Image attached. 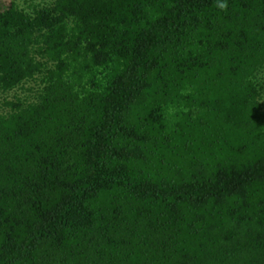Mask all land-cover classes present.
<instances>
[{
    "label": "trees",
    "instance_id": "16d2710c",
    "mask_svg": "<svg viewBox=\"0 0 264 264\" xmlns=\"http://www.w3.org/2000/svg\"><path fill=\"white\" fill-rule=\"evenodd\" d=\"M23 1L0 264H264V0Z\"/></svg>",
    "mask_w": 264,
    "mask_h": 264
},
{
    "label": "rangeland",
    "instance_id": "374dc122",
    "mask_svg": "<svg viewBox=\"0 0 264 264\" xmlns=\"http://www.w3.org/2000/svg\"><path fill=\"white\" fill-rule=\"evenodd\" d=\"M22 5H25V2L23 0H18ZM49 0H30L29 2H31L32 4L36 5V4H41V5H46L48 3ZM23 93V89L21 86L16 87L15 89L8 91V92H1L0 91V99L2 100L3 98H8V99H12L15 98L16 95L22 94Z\"/></svg>",
    "mask_w": 264,
    "mask_h": 264
},
{
    "label": "clouds",
    "instance_id": "9594fccd",
    "mask_svg": "<svg viewBox=\"0 0 264 264\" xmlns=\"http://www.w3.org/2000/svg\"><path fill=\"white\" fill-rule=\"evenodd\" d=\"M219 8L223 9L226 5L223 2H219L217 5Z\"/></svg>",
    "mask_w": 264,
    "mask_h": 264
}]
</instances>
